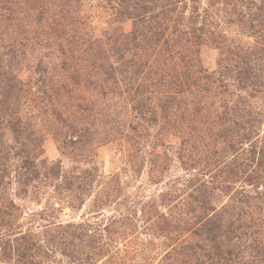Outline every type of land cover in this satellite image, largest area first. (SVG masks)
<instances>
[{
	"label": "rangeland",
	"instance_id": "1",
	"mask_svg": "<svg viewBox=\"0 0 264 264\" xmlns=\"http://www.w3.org/2000/svg\"><path fill=\"white\" fill-rule=\"evenodd\" d=\"M57 1L60 7L46 6L41 15L48 21L41 24L57 20L60 8L83 39H72L69 59L60 60L57 46L26 53L19 77L31 91L39 92V63L62 83L51 102L28 96L21 102L18 115L35 139L26 154L9 151L11 136L0 131V264H233L236 252L249 261L251 249L245 253L235 239L233 256L218 258L207 231L237 215L233 200L241 190L255 198L251 215L264 220V200L256 198L264 195V170L252 175L257 166L249 167L264 150V84L241 89L218 66L224 57L208 39L186 45L183 56L184 63L197 57L211 80L202 74L185 80L177 61L164 72H177L176 82H161L157 72L170 43L145 50L148 56L155 49L141 68L121 67L145 54L113 46L132 30L129 7L120 0ZM177 1L167 23H193L215 38L264 48L259 0ZM48 32L49 41H63ZM84 40L102 43L79 54ZM109 65L122 72L103 74Z\"/></svg>",
	"mask_w": 264,
	"mask_h": 264
},
{
	"label": "trees",
	"instance_id": "2",
	"mask_svg": "<svg viewBox=\"0 0 264 264\" xmlns=\"http://www.w3.org/2000/svg\"><path fill=\"white\" fill-rule=\"evenodd\" d=\"M224 1L227 4H233V0ZM259 1L261 4H264V0ZM51 2L52 0H0V131L5 129L11 136L15 148L13 146L9 147V151L20 149L26 154V151H23L26 148V143L32 144L35 141L34 134L29 131L27 123L18 115L19 108L21 109L23 106L21 102L24 99H29L28 97H34L38 102L44 101L47 98L48 102H51L53 96L50 95L52 94L56 98L58 85L62 83L61 81H52L53 76H56L55 71L51 69V73L48 75V66L45 64L41 67L39 63L35 69L36 72H41L38 80L41 82L38 87V95L36 92L31 91L28 85H24L19 74L22 70V66H27L25 63L28 61L26 59L27 51L31 52L32 49L48 48L49 46L55 48V46H57V50L55 51L59 54L60 60L62 57L69 59L70 57H74L72 54L74 51L72 48L74 42L72 43V39H74V37L78 38L79 41L83 39L78 37L79 32L75 27L64 22V18H66L65 15L68 11H65V14H63L64 10L61 11L60 8L57 11V20L52 17V22H49L46 26L41 24L42 21H48L47 18L44 19L45 15H41L48 4L50 7H60L57 0L55 4ZM120 2H122L126 8L129 7L127 9L129 13L134 14L132 16V30L124 38L120 35L116 39H113V46L117 47V50L119 47H127V51H131L133 56H135L134 52L145 53L139 56L140 58L136 57L134 62L130 58H127L126 62L123 61L120 63L121 67L133 63L137 69L141 68L145 66L147 62L144 61L143 58L149 59L154 54L155 49L148 56L145 50L152 49L154 46L160 48L167 47L168 43H170L169 49H171L172 53L167 54V58L160 63L162 71L157 72L161 82L166 81V79L169 80V82L172 81V79L176 82V79L179 78L177 72L174 76L165 73L167 69L177 66V61L178 67H180L179 69L183 71V76L186 77L185 80H189L192 76H194V79H199L198 76L201 74V80H211L206 78L207 75H204L206 71L201 67L197 57L196 59H189L184 63L183 56V52L187 51L186 45H197L208 39L222 52L221 54L224 57L217 62L218 66L221 70L225 71L229 76L228 78H234L241 89L249 87L251 90H255V88L264 84V48L261 49V52L254 47L250 48L240 45V43L234 44L231 42L232 40H227V38L220 33L221 36L217 34V38H215L213 33L208 29L193 25V23L192 25L191 23L180 24L179 22V24L167 23V21H170V15L178 9L176 6L178 3L177 0H151L149 2L152 7H148L143 0H120ZM190 2L194 3L195 0H190ZM208 5L212 6V2L210 1ZM258 10H260L259 7ZM50 11L54 12V8L50 9ZM254 20V18L251 19L249 16L244 20L247 21L251 30L255 28ZM14 21H19L20 26L14 24ZM32 21L35 23L33 24ZM239 21L242 20L239 19ZM51 30L53 34L59 32L60 35H55V37L62 38L63 41H49L51 37L48 35V31ZM38 40H40V42H38ZM42 41L48 43L42 46ZM84 41L83 44L78 42V47L84 45L80 47L82 49L79 50V54L80 52L82 54L88 53L93 45L99 47L102 43L99 40ZM75 51L78 53V50ZM95 53H97V50ZM92 57H94L93 54L90 55L89 58ZM81 58L83 62L86 61V58ZM120 58L121 57H119L118 60H120ZM158 59H161L159 55L157 56V60ZM193 61L196 64L193 63ZM133 65L130 66L133 67ZM108 68L109 69L105 70L103 73L107 76H110L118 69L117 67L114 69L112 65H109ZM66 70L69 69L64 67L62 72ZM117 72L121 73L122 70ZM133 74L136 75L135 73ZM125 80H130V78L126 77ZM51 106H53V104H51ZM242 133L245 136V131ZM4 161L0 152V172L2 171L1 167ZM25 163L29 165V159ZM253 163L256 164L255 167L257 166V169H253L252 175H256L260 170L261 172L264 170V150L259 152L257 158L252 157L249 167H254ZM2 181L3 176L0 174V186L2 185ZM236 195L239 196L233 201L236 203L237 215H230L229 219L219 221L218 224H213L214 226L207 231V233L211 235L209 240L214 242L211 251H213L218 258H222L227 262V258L234 254L230 248L233 247L234 244L231 242L235 239L239 241L238 243L240 245L242 244L241 249L243 248L245 253L248 248H250L251 251L248 252L249 261H242V254L236 252L234 257H237L235 259L233 257V264H264V220L259 216L258 218H254L253 215H251L250 201L255 198L244 190L237 192ZM261 195L262 194H259L256 198L264 200V195ZM220 238L222 239L221 245H219ZM247 240L250 241L246 243ZM245 247L246 250H244ZM189 250H185L187 251L186 254L193 252V249L190 248Z\"/></svg>",
	"mask_w": 264,
	"mask_h": 264
}]
</instances>
